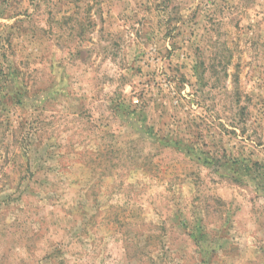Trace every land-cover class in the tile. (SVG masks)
Masks as SVG:
<instances>
[{"label":"rangeland","instance_id":"rangeland-1","mask_svg":"<svg viewBox=\"0 0 264 264\" xmlns=\"http://www.w3.org/2000/svg\"><path fill=\"white\" fill-rule=\"evenodd\" d=\"M0 264H264V0H0Z\"/></svg>","mask_w":264,"mask_h":264}]
</instances>
